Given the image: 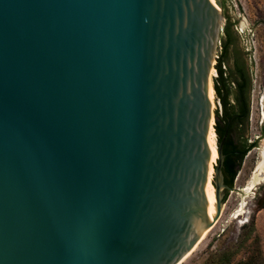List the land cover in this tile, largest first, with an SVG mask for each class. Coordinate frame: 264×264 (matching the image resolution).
<instances>
[{
    "label": "water",
    "instance_id": "water-1",
    "mask_svg": "<svg viewBox=\"0 0 264 264\" xmlns=\"http://www.w3.org/2000/svg\"><path fill=\"white\" fill-rule=\"evenodd\" d=\"M221 22L219 0H0V264L193 250L230 190L209 99Z\"/></svg>",
    "mask_w": 264,
    "mask_h": 264
},
{
    "label": "rangeland",
    "instance_id": "rangeland-1",
    "mask_svg": "<svg viewBox=\"0 0 264 264\" xmlns=\"http://www.w3.org/2000/svg\"><path fill=\"white\" fill-rule=\"evenodd\" d=\"M219 1L222 22L210 75L211 88L214 89L215 66L223 52L228 27L232 43L226 52L228 62L222 65L228 79L226 109L229 111L234 104L235 88L227 71L233 70L237 58L249 79L248 118L245 125L234 129L233 137L239 144L246 141L247 145L255 143V147L242 159L218 220L182 264H264V182L246 192L252 175L264 160V0ZM224 111L221 98L214 91V119L216 114L221 119Z\"/></svg>",
    "mask_w": 264,
    "mask_h": 264
},
{
    "label": "trees",
    "instance_id": "trees-1",
    "mask_svg": "<svg viewBox=\"0 0 264 264\" xmlns=\"http://www.w3.org/2000/svg\"><path fill=\"white\" fill-rule=\"evenodd\" d=\"M227 39L222 44L223 52H221L220 59L215 66L217 72V78L214 80V91L218 97L221 98L224 114L221 119L216 114L215 120V134L217 136V143L219 144L224 136L227 128V137L223 142L222 154L224 156L223 166L221 173L223 175V184L226 189H230L240 168L242 159L248 151L255 147V143L247 145L246 141L243 144H239L233 137V132L236 127H242L245 125L248 118V96L249 79L245 72L244 65L239 63L236 58L234 61L233 70L228 69L229 80L235 86L234 88V104L230 106L228 111L226 107L229 105L228 86H226L227 78H225L226 72L222 70V65L227 63L226 52L231 45L229 28H225ZM222 87V88H221ZM224 90V93L222 92ZM222 123V124H221Z\"/></svg>",
    "mask_w": 264,
    "mask_h": 264
},
{
    "label": "bare ground",
    "instance_id": "bare-ground-1",
    "mask_svg": "<svg viewBox=\"0 0 264 264\" xmlns=\"http://www.w3.org/2000/svg\"><path fill=\"white\" fill-rule=\"evenodd\" d=\"M213 2H214V0H213ZM212 98H213V90H212V88L210 86V88H209V99H210L211 103H212ZM211 130H210L209 135H208V145H209V148L211 150V161H210L211 165H210V168H209V180H210V177H211L210 175L212 174V172H211L212 171V164L214 162H216V158H217L215 142H214L215 141V138H214L215 134H214V131H213V134H212ZM259 182H264V160L262 162V165L261 166L259 165L257 167V170L255 171V173L252 175L251 180L249 181V184H248V186L246 188V192L249 191V190H252ZM208 231H206L203 234V236L201 237L200 241L204 238V236L206 235V233ZM199 242L197 244H199ZM197 244L195 245V247L197 246ZM195 247L193 248V250L195 249ZM193 250L191 252H193ZM190 253H188L178 264H182L186 260L187 256Z\"/></svg>",
    "mask_w": 264,
    "mask_h": 264
}]
</instances>
